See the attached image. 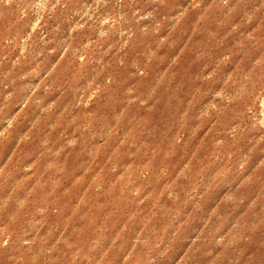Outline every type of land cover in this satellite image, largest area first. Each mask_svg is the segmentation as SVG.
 I'll return each mask as SVG.
<instances>
[{
    "label": "clouds",
    "instance_id": "1",
    "mask_svg": "<svg viewBox=\"0 0 264 264\" xmlns=\"http://www.w3.org/2000/svg\"><path fill=\"white\" fill-rule=\"evenodd\" d=\"M9 145L0 264H264V0H0ZM92 164L111 224L66 213Z\"/></svg>",
    "mask_w": 264,
    "mask_h": 264
},
{
    "label": "rangeland",
    "instance_id": "2",
    "mask_svg": "<svg viewBox=\"0 0 264 264\" xmlns=\"http://www.w3.org/2000/svg\"><path fill=\"white\" fill-rule=\"evenodd\" d=\"M198 36L199 30L195 34H193L192 40L189 41V48H191L192 44L196 41ZM181 40H183V37L181 38ZM190 60L191 57L188 56L186 52L185 55L182 57V65L188 64ZM191 70L192 69L189 67L174 66L173 69H171L170 71H176L178 73L176 79H179L181 76L185 75L186 72ZM29 118L30 113H27L22 115L20 117V120L21 122H26V120ZM10 147L11 146L9 145L6 148L0 149V162H2L3 159L7 156ZM29 154L30 153L27 150H25L22 154L20 151H18L17 156L13 160V165L10 166L13 167V176L15 175L14 168L21 166L27 160ZM85 158L86 156H84V154H81V156H74L72 158L73 162L71 163L69 173L64 178V183H68L72 179V176L80 170V162L82 159ZM17 160L19 161V164L16 163ZM99 162L100 161L98 160L97 164ZM97 164H92L83 179L72 188L68 196L64 197L65 200L71 201V203L68 205V208L66 209V213L71 210L72 205L76 204L79 201L80 206L76 209V215L73 217L74 220L77 219L80 214L87 213L86 219L95 223L99 222V220L103 218L106 212H111V215L109 216V223L111 224L117 220L118 215L122 217L126 209L118 199H109L105 201L104 197L100 195V193H98V189L102 191L103 188L107 186V180L110 179V177H106L104 173H101L100 175L96 176V179L94 181L89 183L93 175L98 171ZM11 178L13 177H9V182L11 181ZM117 187H119V185H117ZM222 192V185H214L204 196V199L201 200L200 206L192 212L191 216L189 217V222L195 221L196 218L200 216L203 211H206L211 204L215 203L216 199L222 194ZM97 198L101 199V201L104 202V208L100 211H97L94 207ZM217 211L225 212V203H221ZM213 219L215 220V217ZM221 227H223V225H221Z\"/></svg>",
    "mask_w": 264,
    "mask_h": 264
}]
</instances>
